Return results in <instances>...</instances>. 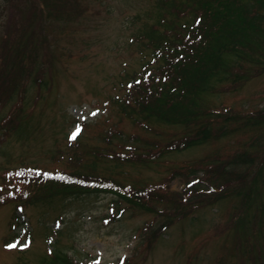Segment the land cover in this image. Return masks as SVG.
<instances>
[{"label":"rangeland","instance_id":"374dc122","mask_svg":"<svg viewBox=\"0 0 264 264\" xmlns=\"http://www.w3.org/2000/svg\"><path fill=\"white\" fill-rule=\"evenodd\" d=\"M64 4L65 13L43 21L50 70L46 67L42 84L37 82L38 67L28 72L17 128L7 130L0 123V264H42L56 250L82 264H264V184L262 197L245 210L238 197L208 206L192 204L189 217L176 218L166 228L168 218L117 205L112 194L45 202L13 197L22 183L16 171L30 170L93 172L126 185L168 188L184 199L193 197L194 184L214 193L219 189L208 172L198 171L189 178L190 185L186 175L171 179L173 168L201 169L198 164L212 157L227 161L249 148L254 131L237 128L225 138L168 154L153 164L125 165L123 160L116 164V155L123 150L120 134L126 137L121 140L138 136L133 144L136 152L143 151L145 143L164 142L120 119L110 103L121 93L118 75L138 70L148 60L130 43L142 19L154 14V1L67 0ZM13 12L11 3L0 9V48L4 36L16 31L18 17ZM136 15L140 23L128 25ZM246 72L236 90L226 88L207 97L206 104L242 114L264 110V71ZM18 102L16 95L8 100L0 109V122Z\"/></svg>","mask_w":264,"mask_h":264},{"label":"trees","instance_id":"16d2710c","mask_svg":"<svg viewBox=\"0 0 264 264\" xmlns=\"http://www.w3.org/2000/svg\"><path fill=\"white\" fill-rule=\"evenodd\" d=\"M2 1L0 9L4 11L11 3L18 17L15 33L5 35L4 46L0 48V109L14 95L19 98L0 122L4 128L12 130L17 128L16 120L22 113L28 72L33 73L38 67L37 82L42 84L46 67L50 70L52 58L43 34V21L46 16L59 17L55 13H65L67 0ZM153 1L154 14L142 19L130 43L148 60L138 70H123L118 75L121 93L112 97L110 103L120 113V119L127 120L138 130L151 132L155 139L164 142L163 145L145 143L143 151L136 152L133 144L139 140L137 135L131 140H121L126 137L117 135L123 150L116 155V164L119 160L133 166L153 164L168 154L225 138L244 127L254 130L249 148L227 161L212 157L198 164L201 169H196L195 165L173 168L171 179L186 175V184L190 185L193 181L189 178L198 171L208 172L212 185L219 189H214V193H206L199 183L193 185V197L184 199L168 192V188L126 185L93 172L30 170L15 173L19 184L22 181L13 195L17 196V201L45 202L55 197L112 194L117 205L123 203L168 218L170 222L163 225L166 228L176 218L189 217L200 205H214L238 197L241 209L245 210L262 197L264 110L242 114L209 106L206 98L226 88L236 90L246 78V71L255 74L264 71V0ZM130 18L128 25L140 23L138 15ZM129 150L130 157L126 154ZM120 171H123L121 167ZM261 209L264 210V203ZM52 254L43 258L42 264H82L60 250Z\"/></svg>","mask_w":264,"mask_h":264},{"label":"snow or ice","instance_id":"6c2138e0","mask_svg":"<svg viewBox=\"0 0 264 264\" xmlns=\"http://www.w3.org/2000/svg\"><path fill=\"white\" fill-rule=\"evenodd\" d=\"M77 131H79V130H77ZM74 138H75V134L73 135V139H74ZM10 247L15 248L16 245H10Z\"/></svg>","mask_w":264,"mask_h":264}]
</instances>
